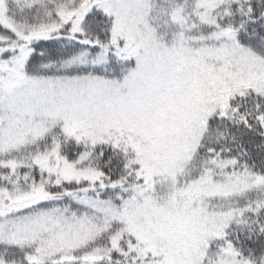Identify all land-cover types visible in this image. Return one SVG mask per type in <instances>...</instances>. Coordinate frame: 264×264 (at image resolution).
Masks as SVG:
<instances>
[{
    "label": "snow or ice",
    "instance_id": "obj_1",
    "mask_svg": "<svg viewBox=\"0 0 264 264\" xmlns=\"http://www.w3.org/2000/svg\"><path fill=\"white\" fill-rule=\"evenodd\" d=\"M0 264H264V0H0Z\"/></svg>",
    "mask_w": 264,
    "mask_h": 264
}]
</instances>
